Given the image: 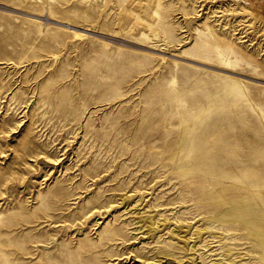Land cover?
Instances as JSON below:
<instances>
[{
    "label": "rangeland",
    "instance_id": "rangeland-1",
    "mask_svg": "<svg viewBox=\"0 0 264 264\" xmlns=\"http://www.w3.org/2000/svg\"><path fill=\"white\" fill-rule=\"evenodd\" d=\"M0 264H264V0H0Z\"/></svg>",
    "mask_w": 264,
    "mask_h": 264
},
{
    "label": "bare ground",
    "instance_id": "bare-ground-1",
    "mask_svg": "<svg viewBox=\"0 0 264 264\" xmlns=\"http://www.w3.org/2000/svg\"><path fill=\"white\" fill-rule=\"evenodd\" d=\"M131 6H132V5H131ZM152 17H153V16H152ZM34 18H36V19H38V18H39V19H43V20H46L47 22H48V21H49V22L51 21L50 18L48 19V17L45 18V19L42 18V17H38V18H37V17H34ZM122 21H123V20H122ZM47 24H49V23H47ZM61 24H64V23H61ZM44 25H46V24H44ZM82 31L91 34V32H88V31H86L85 29H83ZM94 33H95V32H94ZM85 34H86V33H85ZM173 62L176 64V61H173ZM193 63L196 64V63H199V62H194V61H193ZM200 64H201V63H200ZM203 65H205V64H203ZM227 74H228V77H229L230 79H236V76H238L237 73L234 74L233 72H228V71H227ZM245 81H246V80H245Z\"/></svg>",
    "mask_w": 264,
    "mask_h": 264
}]
</instances>
